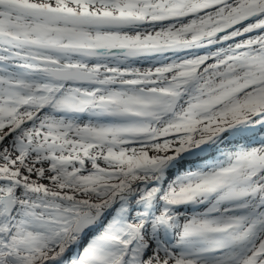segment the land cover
Here are the masks:
<instances>
[{
    "label": "snow or ice",
    "instance_id": "6c2138e0",
    "mask_svg": "<svg viewBox=\"0 0 264 264\" xmlns=\"http://www.w3.org/2000/svg\"><path fill=\"white\" fill-rule=\"evenodd\" d=\"M0 264H264V0H0Z\"/></svg>",
    "mask_w": 264,
    "mask_h": 264
}]
</instances>
